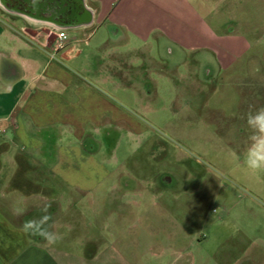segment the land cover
Returning <instances> with one entry per match:
<instances>
[{
    "label": "crops",
    "instance_id": "obj_1",
    "mask_svg": "<svg viewBox=\"0 0 264 264\" xmlns=\"http://www.w3.org/2000/svg\"><path fill=\"white\" fill-rule=\"evenodd\" d=\"M53 1L43 10L38 0H0V264H183L182 223L166 218L170 193L149 173L125 175L139 160H103L95 135L135 130L131 107L144 100L132 93L129 57H145V46L227 68L252 42L226 30L209 0H82L92 28L78 27L56 51L57 30H69ZM255 239L243 264H264V230Z\"/></svg>",
    "mask_w": 264,
    "mask_h": 264
},
{
    "label": "rangeland",
    "instance_id": "obj_2",
    "mask_svg": "<svg viewBox=\"0 0 264 264\" xmlns=\"http://www.w3.org/2000/svg\"><path fill=\"white\" fill-rule=\"evenodd\" d=\"M38 1L43 10L51 4ZM82 2L53 1L56 17L65 13L69 34L83 25L92 28V12ZM209 3V8L221 5L225 29L246 35L251 48L223 68L215 57L207 63L198 52L173 59L168 46L155 52L145 46V57L136 52L129 57L135 67L132 93L144 100L131 107L135 130L122 127L109 135L103 130L95 137L104 143L99 150L103 160H139L125 175L149 173L170 193L166 218L182 223L183 264H243L254 256L255 238L264 230V170L252 171L244 163L251 135L248 116L264 109V0ZM148 49L152 69L144 73L140 66L151 56ZM150 193L145 200L160 199ZM109 200L103 196L100 204ZM244 238L251 242L248 249L240 244Z\"/></svg>",
    "mask_w": 264,
    "mask_h": 264
},
{
    "label": "clouds",
    "instance_id": "obj_3",
    "mask_svg": "<svg viewBox=\"0 0 264 264\" xmlns=\"http://www.w3.org/2000/svg\"><path fill=\"white\" fill-rule=\"evenodd\" d=\"M247 125L251 130L250 146L244 155V163L252 171L264 170V109L249 114ZM49 243L55 244L61 239L55 234L45 237Z\"/></svg>",
    "mask_w": 264,
    "mask_h": 264
},
{
    "label": "built area",
    "instance_id": "obj_4",
    "mask_svg": "<svg viewBox=\"0 0 264 264\" xmlns=\"http://www.w3.org/2000/svg\"><path fill=\"white\" fill-rule=\"evenodd\" d=\"M70 35L65 29H58L56 32L55 50L65 49L69 43Z\"/></svg>",
    "mask_w": 264,
    "mask_h": 264
},
{
    "label": "trees",
    "instance_id": "obj_5",
    "mask_svg": "<svg viewBox=\"0 0 264 264\" xmlns=\"http://www.w3.org/2000/svg\"><path fill=\"white\" fill-rule=\"evenodd\" d=\"M65 9L67 10L68 8L66 7V8H64V10H65ZM66 10H65V11H66Z\"/></svg>",
    "mask_w": 264,
    "mask_h": 264
}]
</instances>
